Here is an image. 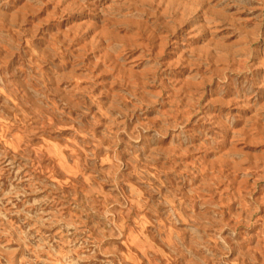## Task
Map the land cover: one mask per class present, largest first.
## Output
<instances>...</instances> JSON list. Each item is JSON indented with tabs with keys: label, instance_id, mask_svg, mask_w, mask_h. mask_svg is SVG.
I'll use <instances>...</instances> for the list:
<instances>
[{
	"label": "rangeland",
	"instance_id": "rangeland-1",
	"mask_svg": "<svg viewBox=\"0 0 264 264\" xmlns=\"http://www.w3.org/2000/svg\"><path fill=\"white\" fill-rule=\"evenodd\" d=\"M0 264H264V0H0Z\"/></svg>",
	"mask_w": 264,
	"mask_h": 264
}]
</instances>
